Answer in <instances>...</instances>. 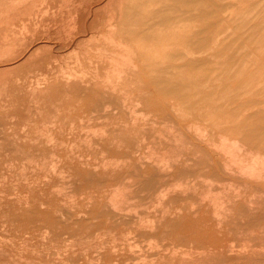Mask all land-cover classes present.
I'll use <instances>...</instances> for the list:
<instances>
[{
    "label": "rangeland",
    "instance_id": "obj_1",
    "mask_svg": "<svg viewBox=\"0 0 264 264\" xmlns=\"http://www.w3.org/2000/svg\"><path fill=\"white\" fill-rule=\"evenodd\" d=\"M0 243L264 264V0H0Z\"/></svg>",
    "mask_w": 264,
    "mask_h": 264
},
{
    "label": "bare ground",
    "instance_id": "obj_2",
    "mask_svg": "<svg viewBox=\"0 0 264 264\" xmlns=\"http://www.w3.org/2000/svg\"><path fill=\"white\" fill-rule=\"evenodd\" d=\"M228 106H229V105H228ZM225 107H226V106H225ZM229 111H230V110H229ZM226 112H227V111H226ZM226 115H227V114H226ZM221 120H223V119H221ZM220 122H221V121H220ZM217 123H218V122H217ZM220 124H221V123H220ZM220 124H219V126H220ZM216 125H217V124H216ZM225 125H226V124H225ZM219 126L217 125L216 127L219 128ZM221 126H222V125H221ZM221 126H220V127H221ZM229 126H230V125H229ZM231 128H232V127H231ZM232 129H233V128H232ZM222 130H223V129H222ZM227 130H229V129H227ZM234 131H235V130H234ZM228 132H229V131H228ZM239 133H240V132H239ZM260 134H261V133H260ZM221 136H222V135H221ZM241 138H242V137H241ZM222 139H223V138H222ZM255 140H256V139H255ZM208 143H209V142H208ZM248 143H249V142H248ZM252 143H253V142H252ZM227 145H228V144H226V146H227ZM70 146H71V145H70ZM71 147H74V145L71 146ZM71 147H69V148H71ZM223 147H224V146H223ZM257 147H258V146H257ZM224 148H225V147H224ZM235 148H236V147H235ZM235 148H234V149H235ZM230 149L232 150V147H231ZM239 149H240V148H239ZM72 150H73V149H72ZM224 151H225V150H224ZM227 151H229V150H227ZM227 151H225V152L228 153ZM222 152H223V151H222ZM231 152H232V151H231ZM241 152H242V151H241ZM250 152H251V151H250ZM72 153H73V152H72ZM228 154L230 155V153H228ZM233 154H234V152H233ZM239 154H240V151H239ZM247 154H248V153H247ZM249 154H251V153H249ZM69 155H70V154H69ZM251 155H252V154H251ZM78 156H79V155H78ZM231 156H232V155H231ZM237 156H238V155H237ZM257 156H258V154H257ZM234 157H235V156H234ZM254 157H255V156H254ZM259 157H260V156H258L257 158H259ZM235 158H238V157H235ZM50 159H51V158H50ZM82 159H83V158H82ZM152 159H153V158H152ZM254 159H256V158H254ZM262 159H263V158H262ZM262 159H261V160H262ZM106 160H107V159H106ZM106 160H105V161H106ZM130 160H131V159H130ZM147 160H148V159H147ZM46 161H47V160H46ZM167 161H168V162H167ZM167 161H166V162H167V164H168L170 161H169V160H167ZM175 161H176V159H175ZM258 161H259V160H258ZM102 162H103V161H102ZM107 162H108V161H107ZM107 162H106V163H107ZM109 162H110V164H111V163H113V160H112V162H111V161H109ZM109 162H108V163H109ZM116 162H117V161H116ZM116 162H115V163H116ZM120 162H121V161H120ZM161 162H163V161H161ZM161 162H160V164H161ZM235 162H237V161L235 160ZM235 162H233V163L236 164ZM240 162H241V161H240ZM242 162H243V161H242ZM44 163H45V160H44ZM44 163H43V165H44ZM46 163H47V162H46ZM52 163H53V161H52ZM108 163H107V164H108ZM228 163H229V162H228ZM246 163H247V162H246ZM251 163H252V162H251ZM258 163H259V162H258ZM58 164H59V163H58ZM104 164H105V163H104ZM237 164H238V163H237ZM242 164H243V163H242ZM261 164L263 165V163H261ZM43 165H41V166H43ZM111 165H112V164H111ZM247 165H248V164H247ZM251 165H252V164H251ZM254 165H256V164H253V166H254ZM262 165H261V166H262ZM57 166H58V165H57ZM103 166H104V165H103ZM106 166H107V165H106ZM109 166H110V165H109ZM115 166L117 167V165H115ZM168 166H169V165H168ZM237 166H239V165H237ZM253 166H252V167H253ZM256 166H257V165H256ZM259 166H260V165H259ZM43 167H44V166H43ZM43 167H42V168H43ZM111 167H114V165L111 166ZM241 167H242V166H241ZM249 167L251 168V166H249ZM46 168H47V167H46ZM104 168H105V166H104ZM165 168H166V166H165ZM250 168H249V169H250ZM255 168H256V167H255ZM44 169H45V167H44ZM170 169H173V168H170ZM231 169H232V168H231ZM242 169H243V167H242ZM40 170H41V168H40ZM54 170L56 171L57 169H54ZM245 170H246V169H245ZM251 170H253V168H252ZM237 171H238V170H237ZM248 171H249V170H248ZM253 171H257V169H256V170H253ZM261 171H263V170H261ZM63 172H64V171H63ZM232 172H233V171H232ZM235 172H236V171H235ZM235 172H234V175H235ZM245 172H246V171H245ZM58 173H61V172L59 171ZM237 173H238V172H237ZM250 173H251V172H250ZM252 173H253V172H252ZM257 173H258V172H257ZM64 174H65V173H64ZM230 174H233V173H230ZM240 174H241V173H240ZM246 174L249 175L248 173H246ZM254 174H255V173H254ZM254 174H250V175H253V177H255ZM238 175H239V174H238ZM247 175H246V176H247ZM250 175H249V177H251ZM62 176H63V175H62ZM258 177H260V176H258ZM256 178H257V177H256ZM48 179H49V178H48ZM43 180H44V178H43ZM46 180H47V178H46ZM254 180H255V179H254ZM256 180H257V179H256ZM259 180H260V179H259ZM47 181H48V180H47ZM128 181H130V180H128ZM193 182H195V181H193ZM230 182H231V181H230ZM235 183H237V182H235ZM173 184H175V183H173ZM181 184H182V183H181ZM194 184H195V183H194ZM221 184H222V183H220V185H221ZM178 185H179V184H178ZM178 185H177V186H178ZM186 185H188V184H186ZM218 185H219V182H218ZM173 187H174V186H173ZM181 187H182V185H181ZM225 187H226V186H225ZM231 187H232V186H231ZM15 188H16V187H15ZM116 188H117V187H115V189H116ZM176 188H177V187H176ZM178 188H179V186H178ZM182 188H183V187H182ZM13 189H14V188H13ZM126 189H127V188H125V190H126ZM163 189H164V188H163ZM215 189H216V188H215ZM246 189H247V188H246ZM116 190H120V189H116ZM121 190H122V189H121ZM131 190H133V189L131 188ZM211 190H212V189H211ZM15 191H16V189H15ZM218 191H219V193H220V190H218ZM229 191H230V190H229ZM75 192H77V191H75ZM166 192H167V191H166ZM195 192H196V190H195ZM195 192H194V193H195ZM216 192H217V191H216ZM121 193H122V192H121ZM226 193H227V192H226ZM119 194H120V193H119ZM229 194H230V193H229ZM114 195H115V193H114ZM122 195H123V194H122ZM172 195H173V194H172ZM208 195H209V194H208ZM212 195H213V192H212ZM220 195H221V194H220ZM115 196H117V194H116ZM120 196H121V195H120ZM210 196H211V194H210ZM225 196H226V195H225ZM118 197H119V196H118ZM118 197H117V198L114 197V198H115V199H118ZM122 197H123V196H122ZM158 197H159V196H158ZM214 197H215V195H214ZM219 197H220V196H219ZM163 198H164V197H163ZM163 198H162V199H163ZM127 199H128V198H127ZM207 199H208V198H207ZM213 199H214V198H213ZM91 200H92V199H91ZM134 200H135V199H134ZM129 201H130L129 203H131V201H133V200H129ZM160 201H161V200H160ZM160 201H159V202H160ZM249 201H250V200H249ZM110 202H112V200H111ZM122 202H123V201H122ZM216 202H218V201H216ZM253 202H254V201H253ZM177 203H178V202H177ZM73 204H74V202H73ZM115 204H116V203H115ZM216 204H217V203H215V205H216ZM226 204H227V203H226ZM118 205H119V204H118ZM127 205H128V204H127ZM159 205H160V203H159ZM159 205H158V206H159ZM224 205H225V204H224ZM224 205H223V207H224ZM252 205H253V204H252ZM114 206H115V205H114ZM119 206H120V205H119ZM218 206H219V204H218ZM7 207H8V205H7ZM115 207H116V206H115ZM117 207H118V206H117ZM117 207H116V208H117ZM163 207H164V206H163ZM215 207H216V206H215ZM219 207H221V206H219ZM255 207H256V206H255ZM77 208H78V207H77ZM132 208H133V207H132ZM137 208H138V207H137ZM114 209H115V208H114ZM129 209H130V208H129ZM134 209H135V207H134ZM140 209H141V208H140ZM121 210H122V209H121ZM135 210H136V212L138 211L137 209H135ZM254 210H255V209H254ZM166 211H167V210H166ZM166 211H165V212H166ZM134 212H135V211H134ZM240 212H241V211H240ZM136 214H137V213H136ZM138 214H139V213H138ZM166 214H167V213H166ZM197 214H198V213H196V215H197ZM215 214H216V213H215ZM56 215H57V214H56ZM120 216H121V215H120ZM11 218H12V217H11ZM127 218H128V217H127ZM147 218H148V217H147ZM162 218H163V217H162ZM3 219H4V218H3ZM134 220H135V219H134ZM148 220H149V219H148ZM149 221H150V220H149ZM13 223H14V222H13ZM148 223H149V222H148ZM148 223H146V224H148ZM115 224H116V223H115ZM153 224H154V223H153ZM232 226H233V225H232ZM49 227H51V226H49ZM151 227H152V226H151ZM220 227H221V226H220ZM132 228H134V226H133ZM152 228H154V227H152ZM144 229H145V228H144ZM147 229H148V228H147ZM228 229H229V228H228ZM130 230H131V229H130ZM150 230H151V231H154V230H152L151 228H150ZM168 230H169V229H168ZM218 234H219V233H218ZM46 235H48V234H46ZM129 235H130V234H129ZM132 236H133V235H132ZM241 236H242V235H241ZM247 236H248V235H247ZM134 237H135V236H134ZM1 239H2V238H1ZM159 239H160V238H159ZM4 240H5V238H4ZM4 240H3V241H4ZM7 240H8V239H7ZM40 240H41V239H40ZM44 241H46V240L44 239ZM106 241H107V240H106ZM150 241H152V240H150ZM244 241H245V240H243V242H244ZM108 242H109V241H108ZM131 242H132V241H131ZM9 243H10V242H9ZM148 243H149V242H148ZM0 244H1V243H0ZM12 244H13V243H12ZM26 244H27V243H26ZM103 244H105V242H104ZM116 244H117V243H116ZM129 244H131V243H129ZM231 244H232V245H235V243L233 244L232 242H231ZM249 244H250V243H249ZM42 245H43V244H42ZM91 245H92V244H91ZM135 245H136V244H135ZM104 246H105V245H104ZM149 246H150V244L148 245V247H149ZM35 247H36V246H35ZM48 247H49V245H48ZM137 247H139V245H138ZM31 248H32V247H31ZM68 248H69V247H68ZM88 248H89V247H88ZM101 248H102V247H101ZM114 248H115V247H114ZM129 248H131V246H130ZM132 248H133V247H132ZM132 248H131V249H132ZM134 248H135V247H134ZM234 248H235V247H234ZM243 248H244V247H243ZM252 248H253V247H252ZM252 248H251V249H252ZM72 249H73V247H72ZM137 249H139V248H137ZM238 249H240V248H238ZM241 249H242V248H241ZM245 249H246V248H245ZM93 250H94V248H93ZM98 250H99V249H98ZM116 250H117V249H116ZM157 250H158V249H157ZM242 250H243V249H242ZM41 251H42V250H41ZM202 251H203V250H202ZM205 251H206V249H205ZM83 252H84V251H83ZM87 252H88V249H87ZM99 252H100V251H99ZM225 252H227V250H226ZM85 253H86V251H85ZM97 253H98V252H97ZM116 253H117V252H116ZM94 254H95V253H94ZM157 254H158V251H157ZM59 255H60V254H59ZM79 255H80V254H79ZM158 255H159V254H158ZM158 255H157V256H158ZM41 256H42V255H41ZM52 256H54V255H52ZM81 256H82V255H81ZM93 256H94V255H93ZM92 259H93V258H92ZM98 261H99V260H98ZM98 261H97V262H98ZM88 262H90V261H88ZM90 263H91V262H90Z\"/></svg>",
    "mask_w": 264,
    "mask_h": 264
}]
</instances>
